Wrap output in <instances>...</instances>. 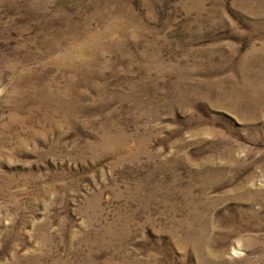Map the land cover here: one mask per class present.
<instances>
[{
	"label": "rangeland",
	"instance_id": "374dc122",
	"mask_svg": "<svg viewBox=\"0 0 264 264\" xmlns=\"http://www.w3.org/2000/svg\"><path fill=\"white\" fill-rule=\"evenodd\" d=\"M0 264H264V0H0Z\"/></svg>",
	"mask_w": 264,
	"mask_h": 264
},
{
	"label": "bare ground",
	"instance_id": "6f19581e",
	"mask_svg": "<svg viewBox=\"0 0 264 264\" xmlns=\"http://www.w3.org/2000/svg\"><path fill=\"white\" fill-rule=\"evenodd\" d=\"M103 32V31H102ZM105 32H106V30H105ZM101 33V32H100ZM108 33V32H107ZM103 34V33H102ZM107 35V34H106ZM110 35V34H109ZM93 36V35H92ZM103 37V36H102ZM93 38H95V37H93ZM99 38H100V36H99ZM98 39V38H97ZM94 40H96V39H94ZM100 41V40H99ZM92 42V41H91ZM97 42V41H96ZM94 45V44H93ZM98 45V44H97ZM101 47V46H100ZM97 48V47H96ZM82 49V48H81ZM80 49V50H81ZM100 49V48H99ZM96 50V49H95ZM77 51H79V50H77ZM82 51V50H81ZM99 52H100V50H98ZM71 52H72V50H71ZM92 52V51H91ZM94 52V51H93ZM92 52V53H93ZM70 53V52H69ZM75 53V52H74ZM82 53V52H81ZM85 53V52H84ZM70 54H72L73 55V53H70ZM76 54V53H75ZM77 54H78V52H77ZM83 54V53H82ZM99 54V53H98ZM93 55V54H92ZM75 56L76 55H74V58H75ZM80 58V57H79ZM64 60H68L69 62H72L73 61V58L71 57V56H67L66 58H63ZM78 61V60H77ZM80 61V60H79ZM78 61V62H79ZM83 61V60H82ZM85 61H87V60H85ZM88 62V61H87ZM91 63H92V60H91ZM78 64V63H77ZM60 65V64H59ZM63 65V64H62ZM73 65V64H72ZM72 65H70V66H72ZM75 66V65H74ZM69 68V67H68ZM79 70V69H78ZM249 83V82H248ZM72 84V83H71ZM246 84V83H245ZM69 85V84H68ZM262 87V86H261ZM261 89V88H260ZM48 90V89H47ZM252 92V91H251ZM254 92V91H253ZM47 95H49V93L47 94ZM52 95V94H51ZM59 95V94H58ZM58 95H56V96H58ZM248 95V94H247ZM255 95H256V93H255ZM249 96V95H248ZM251 97H253L252 95H250ZM58 98V97H57ZM62 98H64V96L62 97ZM51 99V98H50ZM254 99V98H253ZM53 103V102H52ZM57 103V102H56ZM46 105V104H45ZM49 105H51V107H52V104H49ZM47 107V106H46ZM50 107V108H51ZM52 110H54V109H52ZM54 112H55V110H54ZM65 116V115H64ZM66 117V116H65ZM188 209V208H187ZM192 211V210H191ZM194 215V214H193ZM209 221V220H208ZM110 229V228H109ZM112 229V228H111ZM204 229V228H203ZM200 230V229H199ZM204 231V230H203ZM193 232V231H192ZM191 235V234H190ZM196 235V234H195ZM197 235H198V233H197ZM200 235V234H199ZM189 236V235H188ZM187 236V237H188ZM204 236V235H203ZM206 236V235H205ZM195 237H197V236H195ZM190 238V237H189ZM198 238V237H197ZM201 238V237H200ZM208 238V237H207ZM192 239V238H191ZM205 240V239H204ZM209 240V239H208ZM220 240V239H219ZM203 241V240H202ZM188 242V241H187ZM204 242V241H203ZM186 243V242H185ZM189 243V242H188ZM196 243V242H195ZM209 243V242H208ZM197 244V243H196ZM202 244V243H201ZM196 248H199V247H197V246H195ZM202 247V246H201ZM206 247V246H205ZM204 247V248H205ZM202 249V248H201ZM218 253V252H217ZM219 255V254H218ZM205 256V255H204ZM214 258V257H213ZM207 259H209V258H207Z\"/></svg>",
	"mask_w": 264,
	"mask_h": 264
}]
</instances>
